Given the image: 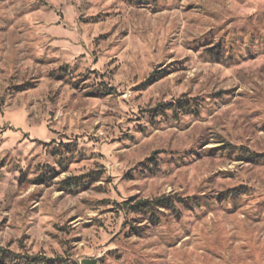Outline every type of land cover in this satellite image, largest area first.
I'll use <instances>...</instances> for the list:
<instances>
[{
    "label": "rangeland",
    "instance_id": "374dc122",
    "mask_svg": "<svg viewBox=\"0 0 264 264\" xmlns=\"http://www.w3.org/2000/svg\"><path fill=\"white\" fill-rule=\"evenodd\" d=\"M0 248L264 264V0H0Z\"/></svg>",
    "mask_w": 264,
    "mask_h": 264
},
{
    "label": "trees",
    "instance_id": "16d2710c",
    "mask_svg": "<svg viewBox=\"0 0 264 264\" xmlns=\"http://www.w3.org/2000/svg\"><path fill=\"white\" fill-rule=\"evenodd\" d=\"M176 201L181 199L171 197L168 195H162L153 199H139L136 201H125L126 205H129L131 212L148 213L151 219L158 220V213L161 209H168L175 204ZM54 264L50 260L41 257L38 254H18L14 252H5L4 249L0 248V264Z\"/></svg>",
    "mask_w": 264,
    "mask_h": 264
}]
</instances>
